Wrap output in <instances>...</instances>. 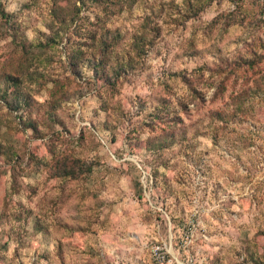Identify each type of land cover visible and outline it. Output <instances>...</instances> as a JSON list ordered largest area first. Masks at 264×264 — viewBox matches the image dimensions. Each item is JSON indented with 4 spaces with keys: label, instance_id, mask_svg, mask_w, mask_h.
I'll return each instance as SVG.
<instances>
[{
    "label": "rangeland",
    "instance_id": "374dc122",
    "mask_svg": "<svg viewBox=\"0 0 264 264\" xmlns=\"http://www.w3.org/2000/svg\"><path fill=\"white\" fill-rule=\"evenodd\" d=\"M264 0H0V264H256Z\"/></svg>",
    "mask_w": 264,
    "mask_h": 264
},
{
    "label": "trees",
    "instance_id": "16d2710c",
    "mask_svg": "<svg viewBox=\"0 0 264 264\" xmlns=\"http://www.w3.org/2000/svg\"><path fill=\"white\" fill-rule=\"evenodd\" d=\"M248 258L250 259V261H255L256 264H264V251L261 254L257 255H252L251 253Z\"/></svg>",
    "mask_w": 264,
    "mask_h": 264
}]
</instances>
